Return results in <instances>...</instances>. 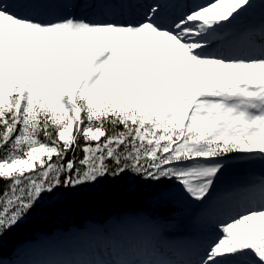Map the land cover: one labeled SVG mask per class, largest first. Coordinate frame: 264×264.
I'll return each mask as SVG.
<instances>
[{"label":"snow or ice","instance_id":"6c2138e0","mask_svg":"<svg viewBox=\"0 0 264 264\" xmlns=\"http://www.w3.org/2000/svg\"><path fill=\"white\" fill-rule=\"evenodd\" d=\"M129 174L190 214L181 264H264V0H0V255Z\"/></svg>","mask_w":264,"mask_h":264},{"label":"trees","instance_id":"16d2710c","mask_svg":"<svg viewBox=\"0 0 264 264\" xmlns=\"http://www.w3.org/2000/svg\"><path fill=\"white\" fill-rule=\"evenodd\" d=\"M135 210L147 211L151 218L170 220L175 214V205L160 208L153 187L131 174L122 180L103 179L99 184L86 188L77 199L55 207L42 205L23 226L10 233L9 243L0 257L12 258L18 245L37 239L40 233L52 235L56 228L66 233L71 226L82 227L87 220H104L114 214ZM65 238L66 235L61 236L57 242L63 243ZM42 245L49 244L43 242Z\"/></svg>","mask_w":264,"mask_h":264},{"label":"rangeland","instance_id":"374dc122","mask_svg":"<svg viewBox=\"0 0 264 264\" xmlns=\"http://www.w3.org/2000/svg\"><path fill=\"white\" fill-rule=\"evenodd\" d=\"M259 170H257L258 172ZM234 175L236 176H242V173H234ZM173 217L170 220L167 219H155V220H149V218L147 217V214L142 213V212H136L135 214H123L120 216H116L113 217L112 220L110 221V226H114L116 227V230L118 231V236L121 237V239H124V234L127 238H129L130 236L134 237V240H132V242L127 243V245H133L136 246L137 243V239L136 236H134V234L132 233V230H134L135 228H138V230L142 233V234H146V236L149 237H153L154 241H156L157 243L163 242L164 239V232L166 233L167 231H173L176 232V235H192L193 232L188 233V228L190 227V225L193 224L192 219L190 214L182 212L181 210H179V208L177 209V211L175 212L174 215H172ZM99 227V226H96ZM102 229V228H101ZM98 230H100L98 228ZM73 232V231H72ZM126 232V233H123ZM100 233L102 234V232L100 231ZM179 233V234H178ZM59 234V232H57L55 234V236H57ZM53 236V237H55ZM79 236H82L80 238V244L82 245H86V242H89L88 238L86 237L85 233L79 234ZM43 239H46L48 237H42ZM113 239H116L117 236L116 235H112ZM129 239L125 240V242H127ZM91 242V240H90ZM72 244V242H70ZM29 244V243H28ZM74 244V243H73ZM75 245V244H74ZM147 245L151 246L153 245L152 241H147ZM29 246H35V244H29ZM66 247H70L69 243L65 244ZM36 247V246H35ZM32 248V247H31ZM37 250V249H36ZM138 250H143L141 246H138ZM148 250V249H147ZM146 250V251H147ZM156 253H164L165 251H163L160 247H158L155 251ZM52 254L58 253L57 249H54L53 251L51 250ZM120 254V256L122 257V264H133L135 262H141L137 257H135V253L132 254H121V252H118ZM144 255V254H143ZM97 257H101L103 260H105L106 264H118L117 260H112L110 258V255L108 254V249H101V251H99V253L97 254ZM4 264H8V263H4Z\"/></svg>","mask_w":264,"mask_h":264},{"label":"bare ground","instance_id":"6f19581e","mask_svg":"<svg viewBox=\"0 0 264 264\" xmlns=\"http://www.w3.org/2000/svg\"><path fill=\"white\" fill-rule=\"evenodd\" d=\"M184 238H186V237H184ZM179 243H182V241H180ZM28 257L31 258L30 255H28ZM119 257H121V256L119 255Z\"/></svg>","mask_w":264,"mask_h":264}]
</instances>
